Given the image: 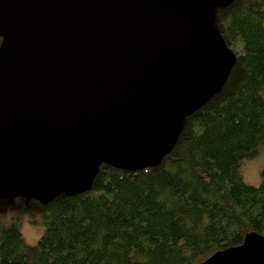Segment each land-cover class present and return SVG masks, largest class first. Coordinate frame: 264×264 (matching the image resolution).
<instances>
[{"label":"water","instance_id":"water-1","mask_svg":"<svg viewBox=\"0 0 264 264\" xmlns=\"http://www.w3.org/2000/svg\"><path fill=\"white\" fill-rule=\"evenodd\" d=\"M232 0H0V201L87 192L169 154L235 63ZM201 264H264V238Z\"/></svg>","mask_w":264,"mask_h":264},{"label":"trees","instance_id":"trees-1","mask_svg":"<svg viewBox=\"0 0 264 264\" xmlns=\"http://www.w3.org/2000/svg\"><path fill=\"white\" fill-rule=\"evenodd\" d=\"M215 26L235 63L171 152L133 172L101 165L84 193L15 199L23 210L0 223V264H201L248 234L264 238V168L256 187L241 174L264 153V0H232ZM25 220L44 227L35 245Z\"/></svg>","mask_w":264,"mask_h":264},{"label":"rangeland","instance_id":"rangeland-1","mask_svg":"<svg viewBox=\"0 0 264 264\" xmlns=\"http://www.w3.org/2000/svg\"><path fill=\"white\" fill-rule=\"evenodd\" d=\"M264 168V153H260L256 158L247 160L243 162V166L241 168V174L243 180L246 184L251 186H258L260 184L261 178L260 173ZM23 206L18 202H0V223H8L11 222L13 217L18 216L23 210ZM31 207L37 212V207L35 205H31ZM31 213L34 212L31 210ZM40 213V211H39ZM28 214H24L23 218ZM36 215V214H35ZM44 227L43 225L33 226L26 222L22 225V235L27 245L32 246L35 245L38 239L43 234Z\"/></svg>","mask_w":264,"mask_h":264}]
</instances>
